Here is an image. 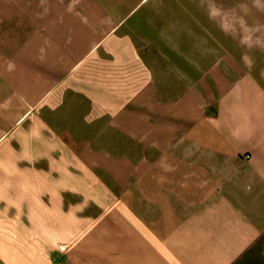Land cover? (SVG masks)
Instances as JSON below:
<instances>
[{
  "label": "crops",
  "instance_id": "crops-1",
  "mask_svg": "<svg viewBox=\"0 0 264 264\" xmlns=\"http://www.w3.org/2000/svg\"><path fill=\"white\" fill-rule=\"evenodd\" d=\"M186 6L0 0V264H264V79Z\"/></svg>",
  "mask_w": 264,
  "mask_h": 264
},
{
  "label": "rangeland",
  "instance_id": "rangeland-1",
  "mask_svg": "<svg viewBox=\"0 0 264 264\" xmlns=\"http://www.w3.org/2000/svg\"><path fill=\"white\" fill-rule=\"evenodd\" d=\"M172 3L175 0H166ZM186 2V13L188 14H197L201 17V29L202 31H209L210 36H213L212 39L208 38L211 41V44L214 45L213 54H204L203 55V64L204 67L214 65L217 60L220 64H225V60L228 59V55L233 58L235 61L242 63V56L247 51L245 48L241 47L236 40L231 36L225 34L222 31L221 27L218 26L219 23L214 22L208 18L205 10L201 7V4L205 0H180ZM217 2L223 5L226 9L235 8L241 0H217ZM249 5H251V0H247ZM167 10H171L167 8ZM250 24L257 22L264 24V13L257 11L255 8H252L251 14L246 17ZM204 41V40H203ZM217 51V53H216ZM253 58L252 74L257 75L260 79H264V51L252 50L248 53Z\"/></svg>",
  "mask_w": 264,
  "mask_h": 264
},
{
  "label": "clouds",
  "instance_id": "clouds-1",
  "mask_svg": "<svg viewBox=\"0 0 264 264\" xmlns=\"http://www.w3.org/2000/svg\"><path fill=\"white\" fill-rule=\"evenodd\" d=\"M201 7L210 20L218 22L225 34L247 50L242 60L246 66L251 67L253 58L248 53L252 50L264 51V24L257 22L250 24L246 17L251 14L252 8L264 13V0H251V5L247 0H241L231 9L224 8L217 0H205Z\"/></svg>",
  "mask_w": 264,
  "mask_h": 264
}]
</instances>
